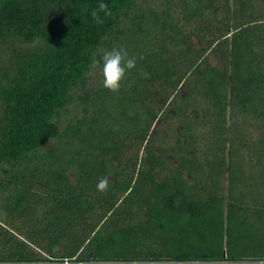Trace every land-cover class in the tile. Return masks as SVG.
Returning a JSON list of instances; mask_svg holds the SVG:
<instances>
[{
	"label": "trees",
	"instance_id": "obj_1",
	"mask_svg": "<svg viewBox=\"0 0 264 264\" xmlns=\"http://www.w3.org/2000/svg\"><path fill=\"white\" fill-rule=\"evenodd\" d=\"M100 2L0 0V264L264 262V0Z\"/></svg>",
	"mask_w": 264,
	"mask_h": 264
},
{
	"label": "clouds",
	"instance_id": "obj_2",
	"mask_svg": "<svg viewBox=\"0 0 264 264\" xmlns=\"http://www.w3.org/2000/svg\"><path fill=\"white\" fill-rule=\"evenodd\" d=\"M101 13L104 15L101 16ZM92 20L97 25L104 23V17L111 15L109 6L101 0L95 9L90 13ZM142 59V57H141ZM137 58L129 56L124 47H114L111 50H105L100 61H93V67L102 63V86L112 93H118L121 81L125 78L126 73L136 67ZM97 191L107 194L109 189V179L102 177L99 179Z\"/></svg>",
	"mask_w": 264,
	"mask_h": 264
},
{
	"label": "built area",
	"instance_id": "obj_3",
	"mask_svg": "<svg viewBox=\"0 0 264 264\" xmlns=\"http://www.w3.org/2000/svg\"><path fill=\"white\" fill-rule=\"evenodd\" d=\"M45 264H121V263H117V262H113V263H102L99 261H76V260H59V261H53L52 263H47L45 262ZM147 264H154V263H147ZM239 264V263H237ZM241 264H264V262H242Z\"/></svg>",
	"mask_w": 264,
	"mask_h": 264
},
{
	"label": "rangeland",
	"instance_id": "obj_4",
	"mask_svg": "<svg viewBox=\"0 0 264 264\" xmlns=\"http://www.w3.org/2000/svg\"><path fill=\"white\" fill-rule=\"evenodd\" d=\"M40 264H45V263H40Z\"/></svg>",
	"mask_w": 264,
	"mask_h": 264
}]
</instances>
